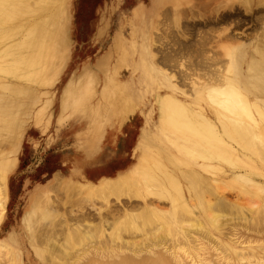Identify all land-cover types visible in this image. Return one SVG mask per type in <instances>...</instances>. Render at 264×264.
<instances>
[{"label": "rangeland", "instance_id": "obj_1", "mask_svg": "<svg viewBox=\"0 0 264 264\" xmlns=\"http://www.w3.org/2000/svg\"><path fill=\"white\" fill-rule=\"evenodd\" d=\"M155 1L153 2L155 3ZM181 1L182 3L178 7L172 2L160 6L153 3L146 7L150 0H66L61 19L64 21L68 18L65 30L69 32L65 33L70 39L66 40L67 36L65 35L66 45H64L67 50L63 57L64 60L60 62L58 68L51 69L45 75V80H42L40 85L35 84L36 88L33 85L32 91L27 92L28 94L11 91L15 94L13 95L9 93L10 90L0 91V95H5L7 99L5 104L11 103V100L14 99L12 102L15 105H11L14 107H11L13 116L11 115L12 117L10 116L8 119L14 121L17 118L18 123L22 124V121L24 123L18 124L22 128L17 126L19 133L23 131L22 134L20 133L21 139L17 144L18 152L9 154L11 157L17 156L18 163L9 173L10 199L5 220L0 224V240L9 236H13V239L10 247L0 246V264H13V258L19 260L18 264H120L126 258L134 259L135 262L138 260L139 264L141 261L144 263V260L146 262L164 253L169 255L172 251L181 255L185 264H198L203 259H205L204 263L207 261L209 264L230 263L222 259L223 250L216 251L217 249L214 247L212 249L211 242H207L211 249L207 246L206 250H199L201 252L198 253L187 252L181 248L183 246H178L184 241L183 238L170 235L168 231L166 234H155L162 226L161 223L152 225L142 222V229L135 232L124 230L121 233L122 238L117 237V233H114V229L110 227L115 223L112 218L117 213L115 212L116 207H121L118 210L128 209L130 207L128 205L135 207L137 204L136 207H138V201H144L140 197L135 199L137 197L128 196L129 199L124 195L120 199L117 195H110L111 197H106L107 200L108 198L110 200L107 202L100 199L103 196H99V199L95 196L93 199H89V202L86 200L87 198L85 199L84 194H80V191L76 193V195L80 194L79 196L74 195L77 189L76 185L81 186L78 188L80 190L87 185L90 187L89 184H92L91 187H93L99 183L101 177L115 176L127 170L137 161L139 154L136 147L143 129L146 126L154 128L158 121L156 100L159 92L176 90L182 97L186 96L196 100L200 90H207L206 88L220 77L221 73L219 72L227 70L232 60V56L228 53V49L231 47L240 48L241 51L235 57L237 65L240 67L237 71L241 73L240 79L243 82L248 81L245 75L250 59L260 58L257 50L264 47V15L262 16L264 2L259 0H211L212 3L210 1L211 4L208 7H202L201 4L204 0ZM140 2L145 5V13L136 17L134 9ZM195 6H198V9ZM230 11L231 13H229ZM221 13L225 16L227 14V17L228 14L230 16L229 18L224 17L223 20ZM226 30L228 31L226 32ZM226 33L228 35L230 33V36L234 35V38L230 39ZM203 37H206V40ZM200 46L206 51L202 50V52ZM164 58L168 60L166 61ZM223 59L227 63L223 62ZM143 62L146 63L148 71L156 79V83L150 87L141 84L142 71L134 70V64H143ZM212 64L215 67H211ZM204 65L208 66L207 69ZM210 69H212L211 72ZM197 70L200 71L197 72ZM191 71L192 74L189 73ZM209 73H212V76L215 74L214 78ZM119 81L131 82V93L139 104L137 112L125 122L118 114L106 113V109L100 104L105 89L110 88L111 83L116 84ZM260 91L264 94V88H261ZM202 93H205L203 103L209 115L215 117L216 109L210 100L209 93L207 91ZM261 104L264 105V102ZM95 124L101 126L104 138L100 143V152L89 157L85 141L90 139L95 130L97 131L99 128ZM0 126L2 128L3 125L0 124ZM3 129H1L3 134L10 133L7 132V129V131ZM13 133L11 132L10 136H13ZM163 139V143L161 140H155V143L159 145L156 147L164 150L171 143L167 138ZM8 145L9 143L7 144L4 140L1 147L5 146L3 149H7ZM172 152L179 156H172L175 163H170L171 168L185 169L189 167L188 171L192 170L194 165L187 164L188 160L185 156L174 148ZM240 155L245 160L249 159L245 158L242 152ZM251 160H247L249 165L243 164L239 168L224 164L225 162L218 163L219 171L222 172H217V176H221L225 180V184L223 183L224 185L221 187L223 190H218L216 187L214 189L213 184L211 188L214 190L212 191L208 186L206 191L210 190V194L214 195L209 194L208 196L207 194L206 199L210 196L216 197V194H218L217 197L225 194L224 198L228 202H232L240 196L244 203L251 201L260 203V199L263 202L264 194L262 193L264 192H259V199L256 196L245 194L244 200L243 193L239 194V192L245 187L248 188L249 184H246L245 180L243 179V181L241 178L233 181L230 179L231 177H225L226 168L230 174L234 171L245 172L246 169L251 170L253 167H258L261 169V173H264V163L257 157H254V160L251 158ZM253 161L254 164H252ZM256 163L259 166H255ZM206 170L203 173L207 177L215 175L210 167ZM57 179L60 182H57ZM256 179L264 182V176L258 175ZM71 181L73 186H71ZM183 181L186 183L185 179ZM232 181L236 182V187L239 185L238 183L241 185L243 183L244 186L239 185L242 188H236ZM54 183H60L62 188L66 185L65 191L60 189L58 184V186L55 184L56 187H54ZM68 190L70 191L68 192ZM46 197H48L49 203L44 204L43 201ZM80 197L84 198L80 199ZM148 198V200L160 202L162 207L169 206V201L162 202L155 196ZM92 200L97 201V206ZM140 204L142 205V203ZM112 205L115 206V211ZM110 208L115 212H111L114 214L113 217L110 215ZM32 209L34 210L33 214H31ZM27 212L28 216H26ZM105 215H110V222L108 221L109 216ZM102 217L103 219L107 217L105 218L107 220L104 221ZM229 217L231 218V215ZM103 221L109 222L108 227ZM263 221L260 220L257 225L250 226L244 225L242 221L239 222L240 224L232 223L231 227L225 230L226 236L222 235V237L230 241L228 235L232 234V230H234L241 240H249L254 243V246L262 249L264 248ZM165 228L167 227L165 226ZM177 229L179 230L180 227ZM214 232L218 234V231L214 230ZM80 234L87 236L84 241L81 240L84 237L82 235L81 237ZM49 240L50 242H48ZM52 248L54 250L50 251ZM261 253L264 256V250ZM215 261L217 262L215 263Z\"/></svg>", "mask_w": 264, "mask_h": 264}, {"label": "bare ground", "instance_id": "obj_2", "mask_svg": "<svg viewBox=\"0 0 264 264\" xmlns=\"http://www.w3.org/2000/svg\"><path fill=\"white\" fill-rule=\"evenodd\" d=\"M65 1L66 0H0V91L10 90L9 93H12L13 95H15L14 91H16V93L18 92V94H22V92L28 94L27 92L32 91L31 87H33V85L34 87L35 84L40 85V83L45 80V75L51 69L56 67L58 68L60 62L64 60L63 57L65 56V52L67 50L65 42L70 39L68 38L69 36L66 35V31L68 30H65L68 25V20H66L68 18L65 19V17H63V19H65V23H63L64 21L61 19ZM210 1L211 0H204L201 4L202 7H208L212 3V1L209 3ZM259 1L264 2L263 0ZM168 2L174 3L177 7L182 3L181 0H156L154 5H165ZM198 6H195L197 7L196 9H198ZM203 9L205 10V8ZM134 10L136 17L143 15L145 13L144 3L140 2ZM229 13H231V11ZM228 15L230 16V14ZM263 15L264 14H262V16ZM229 16L227 17V14L226 16L223 14L221 15L222 19L224 17L229 18ZM261 21L259 20V22ZM227 31L228 30H226V32ZM65 35L67 36V39L64 42V39L66 38ZM227 36H229L230 39L234 38V35L230 36V33L229 35L227 34ZM201 48L203 47L200 46L201 51H206V49ZM239 49L240 48L232 47L228 49V53L232 56V60L228 67L224 63L227 70H219L222 71L219 72L221 73L219 74L220 77L217 78L219 76L218 75L216 77L217 79H215L216 81L212 82L208 88H206L207 90H200L197 94L198 98L196 97V100L186 96L182 97L176 90H173V92H159L156 100L158 121L154 128L146 126L143 129L141 138L136 147L139 155L137 157V161L131 167L115 176L101 177L99 183L95 184L93 187H91L92 184H89L91 185L90 187L87 185L85 188L83 187L80 190L78 188L81 186L76 185L77 189L74 195L80 191L81 193H79L84 194L85 199L87 198L86 200L91 198L93 199L95 196L96 198L103 196V198H99L108 202L109 198L107 200L106 197H109L110 195H117L118 198L125 195L127 197H137L135 199H138V197L144 199V203L142 201L139 202L140 200L138 201V207H136L137 204L135 207H133L134 205H128L130 206L129 208L125 206L128 209L122 208L118 210V208H121L120 206H117L116 209L114 208L115 206L112 205L114 208L113 210L115 211L116 209L115 212L117 213L114 215L113 213L115 212L110 208L109 211L110 215H112L111 217L114 215L112 221H115L114 225L112 224L110 227L114 229V233H117V237H121V233H123L122 231L124 230L135 232L142 229V222L152 225L155 223H161L162 226L158 228L155 234H166V231H168L170 235H176L177 238H183L184 241L179 243L178 246H183L181 248L187 252L198 253L201 252L199 250H206V247L212 244V249L214 247L217 249L216 251H219L220 249L223 250L222 259L226 262L229 261V264H264V256L261 253L264 248H262V250L254 246V243L249 240H241V237L234 230H232V234L230 233L231 236L228 235L230 241H228L225 237H222V235L226 236L225 230L226 228L231 227L230 225L232 223L240 224L239 222L242 221L244 225L250 226L252 224L257 225L260 223V220L262 222L264 220V199L263 202H261L260 199V203L257 201L244 203L241 201L242 198H240L241 196L239 195L240 197L236 196L239 198H235L234 200L232 199V202H228L224 198L225 194L218 197V194H216L217 198L214 196L215 199L214 197L212 198L214 194H210L213 184V188L215 189L216 187L218 190H223L221 187L225 184V180L221 176H217V172H220V165H218V163L225 162L224 164L227 163L233 167L239 168L242 167L243 164L249 165L247 160H251V158L254 160V157H257L264 163V105L261 104V102H264V94L260 91L261 88H264V47H260L257 50L259 51L260 58L254 57L250 59L249 67L245 75L248 80L246 82H243L240 79L242 75L237 71L240 67L237 65V58L235 57L237 53L241 51ZM255 49L257 48L255 47ZM164 60L167 61L168 59L164 58ZM223 62L226 61L223 59ZM134 66V70L139 69L142 71V75L140 77L141 84H146L150 87L156 83L155 77L150 74L148 66L145 62H143V64H134ZM206 67L208 66H205V68ZM211 67H215V65L213 66L212 64ZM217 67L219 66L217 65ZM202 68L204 67L202 66ZM200 70H197V72ZM211 70L212 69L209 71L211 72ZM189 73L192 74V71ZM209 74L212 76V73ZM196 75L198 76V74ZM190 76L192 77V75ZM194 76L193 78H195ZM204 78L203 80H206ZM130 83V81H119V83L116 84L111 83L110 88H106L103 92L104 95H101L103 98H101L102 102L100 104L104 107V109H106V113H114L115 115L118 114L124 122L127 121L132 114H135L137 112V108L139 107L138 101L131 93ZM203 91H207L209 93L210 100L215 105V117L209 115V112L203 103L205 101V93H202ZM12 100L14 102V99ZM12 100L11 103L5 104L7 103L5 95H0V122H2L0 124L3 125V130H8V133L10 132L8 135H5L1 131L2 128H0V135L3 137L5 136L4 138L0 136V140L3 138V141L1 140L0 143L2 144L4 140H6L7 144L9 143L10 145H8L9 147L7 146V149H3L5 146L2 148L0 144V224H2L5 220L7 205L10 199L9 173L18 163L17 156L11 157L10 152H12V154H17V144L19 143L21 134L23 133V131L20 132L21 134L18 132V127L20 126V128H22L21 125L24 124L23 121L22 124L18 123L17 118L15 120L13 119L14 121L8 119L11 115L13 116L11 111H13L12 108L14 107L12 106L15 105V103H13ZM96 123L98 122L96 121ZM18 124L21 125L18 126ZM95 125L97 126L98 124ZM100 125L102 126V124ZM100 127L98 129L96 128L97 131L95 130L91 138L85 141V148L88 151L87 156L89 157H93L100 152V143L104 138V135L101 133L103 131H101ZM11 132L16 133H13V136H10ZM163 138H167V140L171 143V145L168 144L170 147H163L164 150L160 147H156L159 145H156L155 143V140L162 141ZM173 148L186 157L188 160L187 164L189 163L194 165L191 171H188L187 168L189 167L185 168L186 170L181 168H179V170L177 167L171 168L170 165L175 161V159H172L174 158L172 156L176 155L172 152ZM240 152L244 153L245 158L248 157L249 159L245 160L244 157L240 155ZM252 164H254V161ZM173 166L174 165H172V167ZM255 166L259 165L257 164ZM209 167L215 172L214 176L207 177L203 173V171ZM227 170L228 169L226 168L225 177H231L230 179L233 181L241 178V180H245L246 184H249L248 188L245 187L240 192L238 191L239 194L243 193L244 196H242L244 200V197L246 196L245 194L256 196V198H258L260 195L259 192H264V182H260L256 179V176L258 175L264 176V173H261V169H258V167H253L251 170L246 169L245 172L234 171L232 174H230ZM182 178L185 179L186 183ZM62 179L64 181L63 177ZM62 179L60 178V181ZM58 180L59 179H57V182H60ZM233 181L232 184L235 185L236 182L233 183ZM55 184L56 183H54V187H56ZM238 184L241 185V183ZM239 185L236 188L240 187L241 189L244 186L243 183V186L241 185L242 187ZM71 186H73V184ZM230 186L229 188L232 187ZM207 187L210 190L206 191ZM64 188H62V186L60 187V189L65 191ZM69 191L70 190H68V192ZM235 191L237 192V189ZM218 193L220 194L219 191ZM80 194H77L76 196H79ZM207 194L208 196L209 194L212 196L206 199ZM150 196L158 197L162 202H165V200L166 202L169 201V206L166 207L164 205L162 207L160 202L148 200V197ZM130 197L128 198L130 199ZM82 198L84 197H80V199ZM95 200L92 201L96 205L97 201L95 202ZM43 202L44 204L49 203L48 197L44 198ZM140 203H142V205ZM132 204L134 203L132 202ZM107 209H109V207H107ZM109 211H107L108 214ZM33 212L34 210L32 209L31 214H33ZM28 214L29 213L27 212L26 216H28ZM110 215H108V221L111 220ZM230 215L231 218L229 217ZM107 217H104V219L102 217V219L105 221L107 220L105 219ZM108 221L104 222V224H107V227L110 222ZM100 226L106 227L101 224ZM165 226L167 228H165ZM178 227H180L179 230L177 229ZM106 228L104 229L105 231ZM214 230L218 231V234H216ZM81 235L82 234H80V236ZM83 237L84 238L81 239L82 241H84L87 236L85 235ZM12 239L13 236L1 239L0 246H7V248L8 246L10 247ZM48 242H50V240ZM207 242L211 243L207 244ZM55 243H57L56 240ZM209 246L207 248L211 247ZM53 250L54 249L52 248L50 251ZM220 253L222 254L221 251ZM204 260L205 259L201 260L198 264H209L207 261L204 263ZM136 261L138 262V260ZM18 262L19 260L16 258L12 259L13 264H18ZM137 262H135L134 259L126 258L123 259L121 263L135 264ZM141 262L139 264H185L181 255L175 253L174 251H172L169 255L164 253L159 257L149 259L146 262L144 260V263ZM216 262L217 261H215V263Z\"/></svg>", "mask_w": 264, "mask_h": 264}, {"label": "crops", "instance_id": "obj_3", "mask_svg": "<svg viewBox=\"0 0 264 264\" xmlns=\"http://www.w3.org/2000/svg\"><path fill=\"white\" fill-rule=\"evenodd\" d=\"M154 0H150V2L148 3V4H146V7L147 6H151L154 2H153Z\"/></svg>", "mask_w": 264, "mask_h": 264}]
</instances>
